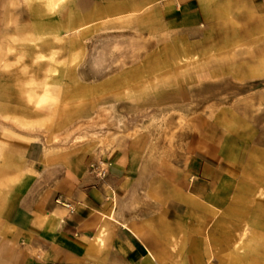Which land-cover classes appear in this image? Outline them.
Returning <instances> with one entry per match:
<instances>
[{
	"label": "crops",
	"instance_id": "obj_1",
	"mask_svg": "<svg viewBox=\"0 0 264 264\" xmlns=\"http://www.w3.org/2000/svg\"><path fill=\"white\" fill-rule=\"evenodd\" d=\"M82 1L25 4L34 25L15 37L13 54L24 59L9 77L19 91L28 77L41 79L48 98L38 107L20 94L0 98V180L10 195L0 209V264H264V187L244 163L204 147L178 162L142 143L87 153L55 142L91 117L88 104L96 108V96L82 95L98 88L82 80L86 29L127 19L159 30L202 26L211 0ZM239 1L250 32L264 35V0ZM83 11L93 18L83 21ZM27 33L39 41L19 40ZM94 162L104 163L103 179Z\"/></svg>",
	"mask_w": 264,
	"mask_h": 264
},
{
	"label": "rangeland",
	"instance_id": "obj_2",
	"mask_svg": "<svg viewBox=\"0 0 264 264\" xmlns=\"http://www.w3.org/2000/svg\"><path fill=\"white\" fill-rule=\"evenodd\" d=\"M240 4L211 0L204 7L210 22L197 27L159 30L127 19L86 29L82 80L98 88L83 87L82 95L96 96V108L88 104L91 117L73 122L55 142L87 153L142 143L178 162L200 147L220 150L264 187V35L250 32L255 23ZM30 10L21 0H0V43L34 25ZM88 14L83 21L93 18ZM16 56L23 61L10 54L0 63L1 99L20 94L14 72L9 77L2 67Z\"/></svg>",
	"mask_w": 264,
	"mask_h": 264
},
{
	"label": "bare ground",
	"instance_id": "obj_3",
	"mask_svg": "<svg viewBox=\"0 0 264 264\" xmlns=\"http://www.w3.org/2000/svg\"><path fill=\"white\" fill-rule=\"evenodd\" d=\"M21 1L24 2V4L29 5V6L36 3V2H40L47 9V8H50V5H51L50 1H53V0H21ZM22 35H21L22 37L20 36L21 38L19 40H21L23 42H36V41H39V39H40V37L38 38V36L37 37H33L30 35L28 36V33H27V35H24V34H22ZM15 37L16 36H7L5 38V40L0 43V63L3 62L4 59H6L7 55L13 54V50L15 47L14 44L16 43ZM18 43H20V41ZM39 56H37V58ZM19 59H20L19 56H16L13 59V61H11V62L5 61L3 63L2 67L4 69L5 68L8 69L9 67H12L13 65L16 66V64H18L20 61ZM21 70H22V73H27V67H23ZM30 75H31V73L28 76H30ZM16 84H19V83H16ZM19 85H21V84H19ZM42 85H43V81L41 79H36V77L34 78L31 76L28 77L26 79V81L21 85L22 87L20 88V96H22L23 101L27 105L32 106V107H38L39 105H41L43 102H45L47 100L48 97H47V94L45 93V90L43 89L44 87H42ZM12 120L14 122L18 123L19 126H21V127H28L32 123H34L32 120L27 119L26 117H15V118H12ZM45 121H51V120L46 119ZM37 122H40V121L38 120ZM8 180L10 181L11 179H8ZM10 182L13 183L14 181L11 180ZM3 184L4 183L0 180V209L4 208L6 206L8 200L10 199V195L6 194L3 191L4 190Z\"/></svg>",
	"mask_w": 264,
	"mask_h": 264
},
{
	"label": "built area",
	"instance_id": "obj_4",
	"mask_svg": "<svg viewBox=\"0 0 264 264\" xmlns=\"http://www.w3.org/2000/svg\"><path fill=\"white\" fill-rule=\"evenodd\" d=\"M89 169H90V171H92L94 173L96 178L103 179L105 177L106 170H105L104 163L96 162L94 164H91L89 166ZM64 206L67 210L72 211V208L68 204H66Z\"/></svg>",
	"mask_w": 264,
	"mask_h": 264
}]
</instances>
